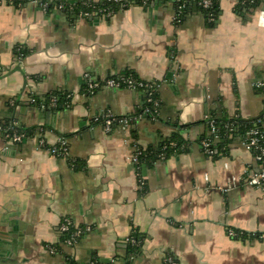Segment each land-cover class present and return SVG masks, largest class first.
I'll return each instance as SVG.
<instances>
[{
    "label": "crops",
    "instance_id": "1",
    "mask_svg": "<svg viewBox=\"0 0 264 264\" xmlns=\"http://www.w3.org/2000/svg\"><path fill=\"white\" fill-rule=\"evenodd\" d=\"M236 2L220 0L210 23L193 2L180 14L154 0L82 18L0 0V124L33 132L20 143L0 132V264H123L134 233L129 264H264V190L245 183L253 156L239 139L217 157L201 147L209 115L251 120L264 107V4L239 14ZM127 73L156 85L155 116L141 114L140 90L84 91L85 75ZM52 93L67 105L31 102ZM106 115L132 120L106 132ZM173 133L182 152L142 162L138 177L135 147L156 149ZM60 139L65 157L47 150ZM65 221L78 233L71 245L59 244Z\"/></svg>",
    "mask_w": 264,
    "mask_h": 264
},
{
    "label": "built area",
    "instance_id": "2",
    "mask_svg": "<svg viewBox=\"0 0 264 264\" xmlns=\"http://www.w3.org/2000/svg\"><path fill=\"white\" fill-rule=\"evenodd\" d=\"M38 6H40L44 11H48L49 3L44 2L42 0H31ZM50 3H53L51 10H56L64 13H73L75 4L71 1L64 0H49ZM164 2H169L171 4L177 3L179 0H161ZM153 2V0H105L102 4V7H95L93 4L90 3H82L83 5L87 4L86 10H79L76 14L78 17L82 18H92V17H110L115 10H123L131 5H140V6H148ZM198 5L202 9H208L211 5V0H199ZM184 11V2L182 5H178L176 12L177 14L182 13ZM211 20V18H210ZM258 22L264 25V10L260 12L258 16ZM85 79V93L87 95L93 94L95 91L101 88H108V89H119V88H127L132 90H140L145 96V103L151 104L153 107L152 112L156 113L158 108V100L154 99V94L156 92V85L150 82L141 81L132 75L129 76H121V77H113V78H106L103 80H92L88 75L84 76ZM257 88L264 87V82L256 83ZM70 98V96H67ZM34 103V99L31 100ZM56 99L51 98L48 106L55 107ZM41 108H44L45 105L43 103L40 104ZM142 115L151 114V109L149 107H145L142 110ZM103 128L106 132L111 130L112 125L120 124L123 129L129 126V121L132 119H116L111 117L110 115L103 116ZM252 127L249 128L245 133L242 135L240 139V143L242 146L251 153L253 159L256 163V169L252 171H247L245 176V183L248 186L255 187L261 190H264V107L261 113L251 120ZM207 125L209 127L210 135L208 138L204 139L201 143V147L205 155L209 157H213V149L211 148V136L215 134L216 127L215 122L213 119H209L207 117ZM9 131H14L12 127L8 128ZM7 140L12 143H20L23 140V136L16 134V133H7L5 135ZM216 138V137H215ZM214 139V138H213ZM213 141V140H212ZM39 144L41 146H45L44 141L40 140ZM48 152L56 157H65L67 156V146L66 140L60 139L56 145L50 146L47 148ZM147 155L146 151L135 147L133 154L130 157V163L135 166V170L138 176V170L143 162V158ZM159 159H164L163 153L160 154ZM139 177V176H138ZM143 180L141 178L138 179V186L142 189L143 188ZM70 224L68 222H64L61 225V231L63 233L69 231ZM231 236H237V233L234 231H230L229 233ZM78 236V233L73 232L70 239L67 240L66 244L71 245L75 238ZM131 244H135V240H129ZM165 262L167 264H174L170 257H166ZM89 264H97V263H89Z\"/></svg>",
    "mask_w": 264,
    "mask_h": 264
},
{
    "label": "trees",
    "instance_id": "3",
    "mask_svg": "<svg viewBox=\"0 0 264 264\" xmlns=\"http://www.w3.org/2000/svg\"><path fill=\"white\" fill-rule=\"evenodd\" d=\"M15 3L18 0H14ZM44 2L49 3V9L48 11L51 10V7L53 3H50L49 0H42ZM58 1H64V0H58ZM154 1V0H153ZM199 0H179L177 3H173V7L175 8V11L178 7V5H182L184 2V9H186L190 3H195L197 6V9L202 13V15L205 17L206 20H209L210 23H213L219 16V1L220 0H211V5L208 9H202L198 5ZM236 12L240 14L241 11L244 9H255L258 8L262 5L261 0H236ZM88 4V3H87ZM87 4H75L73 13H67V14H72L75 15L79 10H86ZM92 4V3H90ZM103 4H93V6L97 7H102ZM211 18V20H210ZM15 55L17 57H21L25 55V52L21 50L20 48H17L15 51ZM132 74H126L125 76H129ZM133 76V75H132ZM134 77V76H133ZM44 98V101L41 102L39 99L35 98L34 99V105L39 106L41 103L43 104H48L51 98L56 99V105L53 108H58V107H64L68 103V98L66 95H62L61 93H52L49 95H46ZM154 99L157 100V95L156 92L154 94ZM145 107H149L151 109V114H148L147 116L152 117L155 116L156 113L152 112L153 107L151 104L145 103L143 106V109ZM142 109V110H143ZM141 110V112H142ZM209 119H213L215 122V127H216V132L214 135L211 136V148L213 149V157H217L221 152H223L226 149L227 144H229L231 141L236 140V139H241L242 135L247 131L249 128L252 127L251 120H243L240 119L239 117H234V118H227L225 116H219L217 117L216 115H209ZM99 123H103L104 118L99 117L97 119ZM207 123V120H206ZM12 127L13 132L9 131L8 128ZM209 131V127H208ZM0 132L4 135L7 133H16L19 135L23 136V140L27 137H31L33 132L31 130H26L18 125H16L12 120L5 121L4 123L0 124ZM210 135V133H209ZM208 135V136H209ZM216 137V138H215ZM208 138V137H207ZM214 138V139H213ZM213 140V141H212ZM185 140H183L177 133H173L169 138L165 139L160 146L156 149L148 148L146 151L147 155L143 158V162H147L148 164H151L152 162L159 160L160 154L163 153L164 159L168 158L172 154L182 152L184 149ZM73 229L70 227L69 231L65 232L62 234L61 239L59 244H65L67 240L70 239ZM237 233V232H235ZM237 238H244L245 235L244 233H237ZM133 239L135 240V244H131L130 241L127 244V254L130 256H134L138 253L139 251V246L137 244V241H139V235L137 233H134ZM56 249H59L58 246L55 247ZM128 255L127 258L124 259L125 264H129L128 261ZM123 263V264H124ZM66 264H74L71 260H68Z\"/></svg>",
    "mask_w": 264,
    "mask_h": 264
},
{
    "label": "water",
    "instance_id": "4",
    "mask_svg": "<svg viewBox=\"0 0 264 264\" xmlns=\"http://www.w3.org/2000/svg\"><path fill=\"white\" fill-rule=\"evenodd\" d=\"M262 2H263V4H264V0H261ZM48 110H50V109H48Z\"/></svg>",
    "mask_w": 264,
    "mask_h": 264
}]
</instances>
